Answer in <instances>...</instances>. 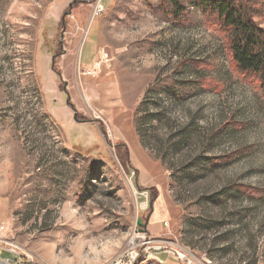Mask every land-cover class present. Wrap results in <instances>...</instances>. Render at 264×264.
<instances>
[{"label":"rangeland","instance_id":"obj_1","mask_svg":"<svg viewBox=\"0 0 264 264\" xmlns=\"http://www.w3.org/2000/svg\"><path fill=\"white\" fill-rule=\"evenodd\" d=\"M177 1L0 0V238L33 264H264V94Z\"/></svg>","mask_w":264,"mask_h":264},{"label":"trees","instance_id":"obj_2","mask_svg":"<svg viewBox=\"0 0 264 264\" xmlns=\"http://www.w3.org/2000/svg\"><path fill=\"white\" fill-rule=\"evenodd\" d=\"M191 3L210 28L225 36L226 51L236 72L256 80L264 94V28L256 22V18L264 17V0H192ZM161 4L163 10L170 4L174 13H168L172 15L184 11L177 0H161ZM52 69L61 81L55 60ZM69 105L75 111L70 101Z\"/></svg>","mask_w":264,"mask_h":264},{"label":"built area","instance_id":"obj_3","mask_svg":"<svg viewBox=\"0 0 264 264\" xmlns=\"http://www.w3.org/2000/svg\"><path fill=\"white\" fill-rule=\"evenodd\" d=\"M90 74H91L90 71L83 73V75H90ZM0 230L4 232L5 227L0 226ZM2 252L9 253L11 257L4 258L2 256ZM0 264H33V262L25 258V256L22 254V250L18 246L0 238Z\"/></svg>","mask_w":264,"mask_h":264},{"label":"water","instance_id":"obj_4","mask_svg":"<svg viewBox=\"0 0 264 264\" xmlns=\"http://www.w3.org/2000/svg\"><path fill=\"white\" fill-rule=\"evenodd\" d=\"M72 7H73V4H70V9H72ZM77 116H78V113L75 112L74 113V119L76 121H79ZM153 203H154V199L151 201V208H153ZM149 219H150V216H148V218L145 221H143V219H141V218H138L137 225L141 228L140 231H147Z\"/></svg>","mask_w":264,"mask_h":264},{"label":"bare ground","instance_id":"obj_5","mask_svg":"<svg viewBox=\"0 0 264 264\" xmlns=\"http://www.w3.org/2000/svg\"><path fill=\"white\" fill-rule=\"evenodd\" d=\"M135 239L132 240V244H134Z\"/></svg>","mask_w":264,"mask_h":264},{"label":"crops","instance_id":"obj_6","mask_svg":"<svg viewBox=\"0 0 264 264\" xmlns=\"http://www.w3.org/2000/svg\"><path fill=\"white\" fill-rule=\"evenodd\" d=\"M92 66V65H91ZM90 65L89 66H87L86 68H88V67H91Z\"/></svg>","mask_w":264,"mask_h":264}]
</instances>
